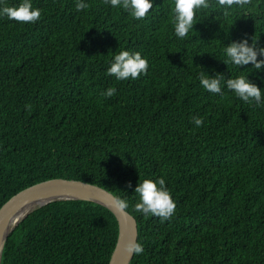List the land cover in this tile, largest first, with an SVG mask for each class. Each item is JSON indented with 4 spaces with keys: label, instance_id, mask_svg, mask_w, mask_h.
Returning a JSON list of instances; mask_svg holds the SVG:
<instances>
[{
    "label": "trees",
    "instance_id": "16d2710c",
    "mask_svg": "<svg viewBox=\"0 0 264 264\" xmlns=\"http://www.w3.org/2000/svg\"><path fill=\"white\" fill-rule=\"evenodd\" d=\"M32 2L37 22L0 18V207L34 184L79 180L128 200L144 247L130 264H264V105L196 78L236 75L223 48L245 34L264 46V0L201 10L182 40L173 0L140 20L105 0L80 11L76 0ZM121 49L147 57V73L106 75ZM108 87L116 93L101 95ZM159 176L176 205L166 220L132 209L136 184ZM117 235L105 207L56 201L11 232L1 264H108Z\"/></svg>",
    "mask_w": 264,
    "mask_h": 264
},
{
    "label": "clouds",
    "instance_id": "9594fccd",
    "mask_svg": "<svg viewBox=\"0 0 264 264\" xmlns=\"http://www.w3.org/2000/svg\"><path fill=\"white\" fill-rule=\"evenodd\" d=\"M251 0H173L171 23L173 33L177 39H184L193 30L197 23L201 10L210 8L224 9L227 15L232 8H245ZM113 8H121L137 19H143L153 9L155 0H105ZM86 0H76L75 8L77 11L86 9ZM41 17V10L33 6L32 0H18L16 4L9 5L6 0H0V18H7L22 24L37 22ZM214 19V18H213ZM251 40V42H249ZM223 62L231 64L238 73L234 76L225 78L223 74L216 73L209 75L201 69L197 73V80L200 86L209 93L224 95L226 88L239 100L255 104L264 105V89L258 86L253 80L249 79L250 73H255L256 78L264 82V46L258 43L254 36L244 35L239 41H232L223 48ZM258 57H260L258 59ZM246 74L241 70L242 66H248ZM149 62L147 57L139 51L121 49L115 53L108 62L105 74L112 76L116 81L136 80L147 73ZM116 93L114 87H108L101 95L111 97ZM192 122L201 126L203 120L199 116H193ZM131 187V184H129ZM138 199L132 205L134 212L144 215H153L162 220L168 219L175 211V201L172 198L169 188L163 176L144 178L136 184L133 189ZM115 206L120 210L129 208V202L123 197H114ZM126 251L130 254L139 255L143 252V244L138 241H129L125 244Z\"/></svg>",
    "mask_w": 264,
    "mask_h": 264
},
{
    "label": "water",
    "instance_id": "95a60500",
    "mask_svg": "<svg viewBox=\"0 0 264 264\" xmlns=\"http://www.w3.org/2000/svg\"><path fill=\"white\" fill-rule=\"evenodd\" d=\"M114 197L111 192L95 184L61 178L46 180L21 190L0 207V264L11 232L27 215L56 201H86L108 209L118 225L117 240L108 264H130L134 254L126 251L125 244L137 241V222L128 211L115 206ZM21 212L24 215L15 222Z\"/></svg>",
    "mask_w": 264,
    "mask_h": 264
},
{
    "label": "bare ground",
    "instance_id": "6f19581e",
    "mask_svg": "<svg viewBox=\"0 0 264 264\" xmlns=\"http://www.w3.org/2000/svg\"><path fill=\"white\" fill-rule=\"evenodd\" d=\"M23 215H24L23 212L19 213V214L16 216V218H15L14 221H15V222L18 221Z\"/></svg>",
    "mask_w": 264,
    "mask_h": 264
}]
</instances>
